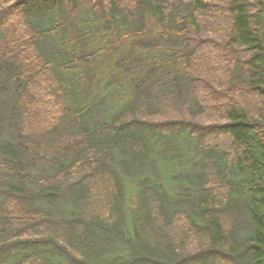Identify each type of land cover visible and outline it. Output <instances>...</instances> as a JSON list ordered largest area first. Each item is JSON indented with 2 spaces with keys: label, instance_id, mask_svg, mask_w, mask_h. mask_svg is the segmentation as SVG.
<instances>
[{
  "label": "trees",
  "instance_id": "16d2710c",
  "mask_svg": "<svg viewBox=\"0 0 264 264\" xmlns=\"http://www.w3.org/2000/svg\"><path fill=\"white\" fill-rule=\"evenodd\" d=\"M112 34L130 56L103 48ZM136 54L130 94L102 119L99 92L127 86ZM74 71L90 86H73ZM10 86L0 256L264 264V0H0V90ZM183 136L195 155L182 161Z\"/></svg>",
  "mask_w": 264,
  "mask_h": 264
},
{
  "label": "rangeland",
  "instance_id": "374dc122",
  "mask_svg": "<svg viewBox=\"0 0 264 264\" xmlns=\"http://www.w3.org/2000/svg\"><path fill=\"white\" fill-rule=\"evenodd\" d=\"M144 26H141V29L144 30V28L147 29H152L154 24H155V20L152 18H148L146 19V22L143 23ZM120 31V30H118ZM125 31V30H124ZM153 34H155V32H153ZM117 38H119V34H115V35H111L109 37V39H107L105 46H103V48L107 49L110 48V45H114L115 47L118 48V50H116L117 52L120 53V57L125 58L126 56H130V51L131 49L129 48L128 44H130L131 42H129V40L127 41V43H125V41L122 40H118ZM113 43V44H112ZM127 44V45H126ZM123 45V46H122ZM126 46V47H125ZM114 48V47H113ZM112 49H108V54L105 56L104 60L102 61V66H101V70L104 71L106 66L109 65L108 63V58L113 55V51H111ZM137 56H132L129 57L130 60H128L126 66H124L123 68V73L125 74V81H130L127 86L124 88V86H121L118 82L115 85H112L114 87L112 88H103L102 92H99L98 97H97V102H100L101 100H104L102 106L98 109L99 114H101V118L102 119H108L111 117L112 113L114 112L113 110H111L112 108H110L111 106H118V104H121L122 100L124 101L125 98L124 96H127V94H130L128 89L129 86L132 84V80L133 78H135L134 73L138 70L139 64L142 63L145 59V57H143L142 55L136 54ZM94 69L91 70V72ZM116 70V69H115ZM101 71V72H102ZM145 71V70H144ZM112 72V71H111ZM102 73L101 74V86H107V84H109V82H113L116 81V76L113 70V73ZM143 72V71H142ZM147 72H144L143 75L144 77L146 76ZM80 79L83 80V82H78ZM147 80V82L149 83V77L145 78ZM70 80L73 83V86H90V83L86 81V79L84 78V73L81 71H74L71 72L70 74ZM140 85L141 83L143 84V81H139ZM145 83V84H148ZM128 87V88H127ZM13 87L10 86L7 90L3 89L0 90V104L7 102H10V98H11V94L13 91ZM105 90V91H104ZM92 100H94V97L91 98ZM109 109V110H108ZM100 119V118H99ZM100 121V120H99ZM16 124V118H14V116H10V115H6L4 114L1 118H0V140H4L7 138H10V125L13 126ZM176 147H179L182 151V155L180 156V159L183 161L185 160L187 157H194L195 155V142L190 139L189 137L183 136L180 138V140L177 142ZM178 148V149H179ZM160 150V147L158 148ZM155 157V156H154ZM0 162H1V158H0ZM177 164V163H176ZM177 167H179L180 165H176ZM2 170V165L0 164V171ZM31 173H34V171H30ZM22 173L25 174L27 173L26 171L22 170ZM159 175V178L156 175V178L160 179L162 181L163 184H165V180L163 178V173L159 172L157 173ZM28 175V174H26ZM22 182H25V180H22ZM127 188H128V193H127V201H126V217L128 218V222L129 219L131 220V217L133 216L134 211L137 208V203H138V199L136 196V192L132 191V188H135L137 183L131 182V181H127ZM130 190V191H129ZM0 264H15L14 261L6 256H0Z\"/></svg>",
  "mask_w": 264,
  "mask_h": 264
}]
</instances>
